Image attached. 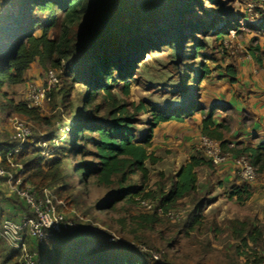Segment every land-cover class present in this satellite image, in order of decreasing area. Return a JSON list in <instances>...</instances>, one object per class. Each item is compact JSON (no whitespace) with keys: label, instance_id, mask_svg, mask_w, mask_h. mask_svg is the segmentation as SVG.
Instances as JSON below:
<instances>
[{"label":"rangeland","instance_id":"1","mask_svg":"<svg viewBox=\"0 0 264 264\" xmlns=\"http://www.w3.org/2000/svg\"><path fill=\"white\" fill-rule=\"evenodd\" d=\"M15 6V4L10 8L3 6L1 12L8 13ZM172 6L174 5L166 2L162 12L170 10ZM40 18L48 20L46 15ZM263 18L264 0H202V4L193 7L174 29L176 38L180 36L182 43L191 34L192 25H202L203 29L208 27V31L202 29L203 32L195 35L197 43L204 46L198 55L195 54L192 43L191 47L186 49L187 55L177 60L169 47L171 43L167 42L166 47L157 48L153 52L145 51L136 61L132 77L118 81L115 92L121 100L137 106L143 102L149 110L141 112L138 116L140 137L148 134L154 109L168 113L183 112V122L177 120L164 122L154 130L149 150L161 160L154 165L148 163L150 180L147 191L153 190L158 194L160 184L166 181L168 183L193 154L201 152L205 156L201 148L204 112L209 115L214 111L216 119L219 118L220 121L227 119L229 125L236 122L239 114L229 112L224 119L223 113L217 111V105L212 106L216 99L225 101L234 89L232 80L227 75L229 65L237 68L241 81H244L243 77L250 72L251 81L259 80L260 83L264 81V33L256 28ZM229 22L233 29L220 38L216 30ZM84 25L70 31L80 32ZM164 26L163 22L155 25L144 24L141 29L133 28L125 37L113 36L110 41H122L125 46L132 37L141 36L147 30L158 32L163 30ZM63 31L64 24L60 22L52 34L59 37ZM41 33L42 30H39V34ZM181 43V52H185ZM258 44L263 48L260 52L263 65L257 63L250 53L251 48ZM91 63L88 55L82 53L76 54L68 62H63L65 67L57 70L44 69L39 62H35L28 70L24 83L5 86L0 93V142L14 141V122L18 118L31 128L32 135L29 141L34 144V148L41 150L43 146L50 156H58L62 146L70 148L66 145L69 143L67 125L69 116L63 109V97L60 92L70 85L71 69H83ZM207 66L211 70L208 75L205 72ZM51 70L56 73L58 83L49 88L48 72ZM242 72L245 75L241 74ZM114 76L118 78L117 73ZM31 84L47 91L44 101L39 105L32 104V108L35 109L33 116L18 110L28 103L31 104L28 97ZM128 85L130 94L125 95L124 88ZM244 91V88L238 89L235 91L236 96L242 97L247 93ZM89 92L84 85L75 83L71 96L74 111L83 106L90 108V101L87 100ZM187 112L192 113V116H187L185 114ZM251 119V114L245 112L240 121L249 124ZM68 154L69 166L80 159L70 152ZM223 168L226 167L198 168V191L181 200L177 207L171 208L174 210L173 216L160 214L161 222L153 228L139 227L133 221L134 216L148 212L140 203L118 201L109 209L108 204L115 201L113 196L115 191L97 187L95 179L87 184L79 183L77 176L72 175L74 194L78 196L79 201L75 205L60 198L56 186L49 188L53 193L54 205L67 222H73V229L96 234L95 237L102 244H98L96 247L98 249L104 246L108 250H140L147 252L143 258L146 261L151 262L155 259L151 258L150 254L157 256L158 264H256V261L264 264V242H261L259 247L250 243L252 249H248L237 240L232 227L228 224L230 220H240L253 224L261 223L264 226V171L260 172L256 183L249 184L251 195L239 201L230 196L234 183L237 182V171L235 170L234 179L230 181L225 179L226 171ZM22 172L23 164L17 157L10 159V166L0 164V256L17 251L19 256L12 259L9 264H23L31 255L34 264H38V261L53 253L45 249L40 251L41 245L50 237L44 242L25 237L26 247H19L3 233L5 220H18L32 213L25 199L19 194L22 189L20 188L18 192L16 188L30 187L35 189L38 195L42 189L30 180L25 181ZM134 183L141 184L140 174L132 177L130 184ZM156 198L158 197L148 199ZM201 201L204 215L202 224L197 225L192 231L188 230L187 233V220L190 221L188 215ZM71 229L65 228L63 231ZM113 234L118 237L116 241L108 240Z\"/></svg>","mask_w":264,"mask_h":264},{"label":"trees","instance_id":"2","mask_svg":"<svg viewBox=\"0 0 264 264\" xmlns=\"http://www.w3.org/2000/svg\"><path fill=\"white\" fill-rule=\"evenodd\" d=\"M172 8L163 11L165 3ZM15 8L8 13L1 12L2 7ZM202 0H0V93L7 85H18L26 81L27 72L35 62L44 69H62L63 62H68L76 54H87L92 63L83 68L70 70V85L61 90L64 111L68 114V135L70 148L62 146L58 156L43 154L39 148L29 141L19 153H13L17 144L0 142V164L10 166V159L17 157L23 164L22 177L32 181L39 188L57 187L60 198L78 204V196L74 194L72 175L77 176L79 183L87 184L95 179V185L100 188H110L115 191V201L108 204L111 209L118 201L137 202L138 198L148 199L158 197V203L168 211L177 207L179 202L198 191L197 169L201 166L213 168V163L201 152L192 155L179 171L169 179L168 183L160 184L156 194L147 191L150 180L148 163L157 164L161 158L149 149L152 146L154 130L164 122L184 121L183 112H162L154 109L149 122V132L140 137L139 114L149 111L142 102L139 106L121 100L115 90L118 81L132 77L136 61L145 51H155L171 43L175 59L187 55V48L192 43L198 55L203 45L197 43L195 35L202 31V25H192L191 34L181 43V37L176 38L178 22ZM161 6V8H160ZM14 7V6H13ZM46 15L47 21L40 17ZM63 22L64 31L59 37L53 32ZM163 22L164 29L158 32L146 31L141 36L123 45L122 41H110L113 36L122 38L133 28L141 29L144 24ZM80 32L70 31L82 26ZM233 26L229 23L216 30L220 38L224 37ZM264 33V18L256 27ZM39 30L42 33L39 34ZM171 30V31H168ZM208 31V27L203 29ZM202 31V32H203ZM169 32V33H165ZM167 34V35H166ZM176 38V39H175ZM176 40V41H175ZM175 41V42H173ZM180 43L185 52H181ZM190 45V46H189ZM261 45L251 48L250 53L257 63L263 65ZM180 60L178 61V63ZM211 70L206 67V74ZM227 75L232 82L237 81L238 70L233 65L227 67ZM118 78H115V74ZM75 83L82 84L90 92L87 100L90 108L84 106L74 111L71 101ZM124 94H130V86L124 88ZM97 101H99L97 103ZM94 103V104H93ZM23 113L34 115L35 109L27 105L18 108ZM194 113V112H193ZM192 116V113H185ZM230 126L224 120L216 123L214 111L209 115L204 112L201 133L221 142L225 151L237 156H247L249 162L264 171V142L253 144L239 141L235 144L225 139ZM68 149V150H67ZM68 152L80 157L68 164ZM141 175V184H130L134 175ZM164 176V174H160ZM241 183V184H239ZM249 184L240 181L234 183L230 196L243 201L251 195ZM202 201L187 220L188 230H194L204 219ZM161 215L154 210L143 212L133 217L139 227L153 228L161 222ZM234 236L246 248L252 249L264 242V226L240 220L228 221ZM95 233L87 230L71 229L56 233L41 245V250L53 252L38 264H158L159 262L144 260L147 252L140 250H108L101 246L96 248L98 239ZM151 255V254H150ZM19 256L13 252L0 256V264H9ZM152 258V257H151ZM88 260V262H85ZM260 264L259 262H255Z\"/></svg>","mask_w":264,"mask_h":264},{"label":"built area","instance_id":"3","mask_svg":"<svg viewBox=\"0 0 264 264\" xmlns=\"http://www.w3.org/2000/svg\"><path fill=\"white\" fill-rule=\"evenodd\" d=\"M48 83L49 88L58 83V78L54 70L48 72ZM46 96L47 91L45 88H40L31 84L28 90V97L31 104L28 103L27 106L32 108V104L39 105L46 99ZM14 126L15 133L13 138L17 146L13 152L19 153L25 148L28 139L32 135V130L25 122L18 118L15 120ZM201 144V148L205 152V157L210 160L214 166L234 167L240 181L246 182L247 184L252 185L258 181L260 172L249 162L247 156H237L230 151H225L222 148L220 141L203 134L201 135ZM41 150L43 154L50 155L43 146L41 147ZM20 188L22 189L21 193L19 192ZM17 190L22 198L25 199L32 213L31 215L22 216L18 220H5L3 233L8 240H12L19 247H26L25 237L44 242L48 237L62 232L65 228H73V222H67L66 218H64L54 205L52 199L53 193L49 187L42 188L39 195L36 193L35 189L30 187L23 189L19 186V188H16V191ZM138 200L148 212L157 210L159 214H165L169 217L174 215V210L169 209L168 211H165L162 206L157 204V198H138ZM117 238L118 237L113 234L108 240L116 241ZM109 243L112 244L113 242ZM151 257H154V260L158 262L157 256L151 254ZM23 264H34L33 256L31 255Z\"/></svg>","mask_w":264,"mask_h":264},{"label":"crops","instance_id":"4","mask_svg":"<svg viewBox=\"0 0 264 264\" xmlns=\"http://www.w3.org/2000/svg\"><path fill=\"white\" fill-rule=\"evenodd\" d=\"M250 73H247V75H245L243 72L241 73L245 75L243 77L245 79L244 81L239 80L238 73L237 81L232 82L234 89L230 92L229 96L226 97V100L224 101L223 99V102H221L220 99H216V102H214L215 104L212 105H217V111L220 112V114L223 113L222 116L224 117V119L229 115V112H236V114H239L236 122L234 124L232 123V125H229L230 131L225 135V139L232 142L233 144L239 141L251 142L253 144L264 142V81H262L261 83L259 82V80L251 81L249 79ZM239 87L244 88L245 93L247 92L240 98L236 96L237 93L235 92L240 89ZM245 112L248 115L251 114V124H244L240 121L242 119L243 113ZM220 114H217V116H220ZM218 119L215 118L217 124L224 121H220ZM240 123L242 124L240 125ZM223 170L226 171L225 179L230 181L234 179V167L228 166L226 168H223Z\"/></svg>","mask_w":264,"mask_h":264}]
</instances>
